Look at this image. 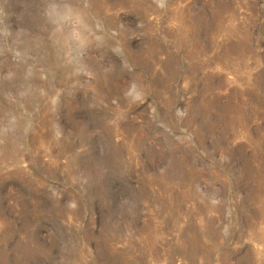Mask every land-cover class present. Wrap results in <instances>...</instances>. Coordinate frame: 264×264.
I'll return each mask as SVG.
<instances>
[{
  "label": "rangeland",
  "instance_id": "rangeland-1",
  "mask_svg": "<svg viewBox=\"0 0 264 264\" xmlns=\"http://www.w3.org/2000/svg\"><path fill=\"white\" fill-rule=\"evenodd\" d=\"M0 264H264V0H0Z\"/></svg>",
  "mask_w": 264,
  "mask_h": 264
}]
</instances>
